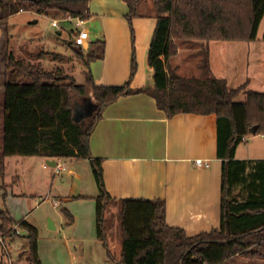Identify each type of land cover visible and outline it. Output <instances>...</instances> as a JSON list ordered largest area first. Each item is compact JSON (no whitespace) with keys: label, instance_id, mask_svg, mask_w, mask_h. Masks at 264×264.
<instances>
[{"label":"trees","instance_id":"16d2710c","mask_svg":"<svg viewBox=\"0 0 264 264\" xmlns=\"http://www.w3.org/2000/svg\"><path fill=\"white\" fill-rule=\"evenodd\" d=\"M89 1L27 2L29 9L40 15L53 11L86 20ZM123 1L128 6L131 65L129 77L121 85L93 80L90 63L103 58V39L90 41L87 48L67 43L84 67L83 83L58 70H45L39 62L16 58L11 51L5 53L0 174L5 172L3 159L10 156L89 160L98 186L93 197L96 237L115 264H229L237 255H263L264 159H237L235 151L245 142L243 136L264 135V93L248 89L247 82L232 87L225 78L211 76L206 48L202 50L199 77L179 74L169 61L176 55L179 42L258 40L259 27L264 23V0H151L156 16L147 56L153 70L152 87L131 86L137 70L132 19L138 15L140 0ZM11 9L8 2V15L14 12ZM138 93L151 96L167 117L177 113L215 114L216 156L221 160L217 228L188 235L183 228L166 222L164 199L121 198L117 200L120 239L111 240L113 217L108 205L116 200L105 189L102 160L91 155L89 138L105 107L119 97ZM241 94L244 97L240 99ZM75 99L89 101L90 113L78 116ZM62 212L66 223L71 224L73 216L65 208ZM14 226L26 231L27 264H41L37 228L25 219L14 220L7 208L0 206V232L5 240L18 237L12 235Z\"/></svg>","mask_w":264,"mask_h":264},{"label":"crops","instance_id":"0c3cea01","mask_svg":"<svg viewBox=\"0 0 264 264\" xmlns=\"http://www.w3.org/2000/svg\"><path fill=\"white\" fill-rule=\"evenodd\" d=\"M8 2L11 0H0V39L4 38L8 29ZM88 9L90 15L82 21L78 30L81 44L87 48L90 41L103 39L105 42L103 58L90 63L93 80L97 84L121 85L128 79L131 65V35L126 19L128 6L123 0H90ZM137 12L138 15L132 19L137 70L131 86L152 87L153 70L147 62L148 49L156 24L152 1L140 0ZM213 41L228 40L193 44L179 42L177 53L171 57L170 64L177 67L179 72L181 65H187L188 58L199 53L198 51L187 53L186 58L177 61L173 59L177 55H183L186 49L192 50L194 46L199 48L203 46L208 50L209 65L210 63L212 65L210 43ZM248 66H251L252 70L246 72L244 81L239 85L247 82L248 89L264 93V60L252 58L246 63V67ZM210 75L213 76L211 73ZM1 76L2 95L5 55ZM226 80L228 83V79ZM89 104L88 109L85 102L76 104V114L85 116L90 113L92 104L90 102ZM86 109L88 111H85ZM245 143L246 147L243 150L237 147L235 151L237 159H264V135L255 134L251 141L247 137ZM89 147L91 155L102 160L105 189L115 198L117 204V200L121 198H162L166 203V222L171 226L183 228L188 235L209 231L219 226L221 160L216 156L215 114L177 113L167 117L157 108L155 100L145 93L122 96L105 107L102 117L90 135ZM28 157L37 159L42 166L48 164L47 167L43 166L44 168H52L53 162L58 159ZM198 158L208 162L209 166H196L193 161ZM9 159L15 166L20 165V169L16 168L17 171H27L24 157L18 159L5 157L3 161L6 169ZM60 160L67 168L70 178L79 177L72 168L76 159ZM65 160L68 161L69 167ZM5 174L4 176L0 174V194H5L4 199H1L2 206H7L14 220L25 219L38 230L35 221L27 218V213L23 211L20 203L16 208L11 207V202L20 201L23 194L16 193L13 187L5 182ZM15 176L17 180L18 175ZM79 195L87 197L75 198ZM95 196L81 192L63 196L62 201L73 216V221L70 226L64 228L63 222L58 226L50 220L48 228L54 231L59 229L61 235L38 237L37 250L41 264H115L107 258L104 246L96 237L93 199ZM59 204L60 200L55 199L54 205ZM25 234L26 231L21 230L18 237L6 240L12 256L13 251L18 252L16 246L21 242L20 237ZM23 251L27 252L26 239Z\"/></svg>","mask_w":264,"mask_h":264},{"label":"rangeland","instance_id":"374dc122","mask_svg":"<svg viewBox=\"0 0 264 264\" xmlns=\"http://www.w3.org/2000/svg\"><path fill=\"white\" fill-rule=\"evenodd\" d=\"M12 14L7 19L8 29L4 38L0 39V80L2 79L1 70L4 63V55L7 51L13 52L14 56L24 61L40 65L45 70H58L62 74L71 76L77 83L84 82V67L76 56V53L67 44L72 42L75 46H83L77 43L76 32L79 30L73 21H66L67 16L61 13L57 14L50 11L46 15H40L29 9L27 0H11L10 2ZM22 11H19V9ZM52 19L57 20L59 28H55ZM262 22L258 31V40L254 42H236V41H213L212 44V65L210 72L213 76L224 77L228 79V84L236 87L245 79L247 71L252 70L251 66L246 67V63L250 59L264 60V41L261 40L263 33ZM60 31V32H59ZM60 33V34H59ZM3 37V36H2ZM84 47V46H83ZM82 47V48H83ZM202 47H193L186 49L183 55H177L173 60H179L187 57V53L199 54L187 59V65L180 67L179 74L183 76H201V60L203 58ZM209 65V66H210ZM254 66V65H252ZM255 85V84H253ZM251 88H253L251 86ZM241 94L239 98H243ZM75 104L81 103L79 99H75ZM86 108L90 104L85 101ZM85 111H88V110ZM3 95L0 94V141L2 139V122H3ZM254 135L249 137V141ZM246 143L238 145L243 150ZM18 159L20 156H10ZM8 157V158H10ZM23 158V157H22ZM27 171L20 169V165L15 166L13 161L9 159L7 169L5 166V182L13 187L16 193H22L21 200L11 202V207L15 208L20 203L23 211L27 213L29 220H34L38 227L39 238H49L51 236L59 237L61 235L59 229L56 231L48 228L50 220L60 226L63 222L64 228L70 226L62 212L66 207L62 201L63 196L75 195L78 192L86 195H97L98 186L95 181L94 173L87 159H76V163L72 168L79 174L78 178L69 177L68 171H62L59 174L52 173V168H44L40 161L32 157H24ZM68 165V161H66ZM17 171V172H16ZM21 173V174H20ZM17 180H16V176ZM1 176H4L2 174ZM4 190V189H3ZM2 195L0 194V206ZM60 200V204L55 206L54 200ZM7 207V206H6ZM108 209L113 217L110 226V237L113 242H117L120 237V227L118 220L119 206L112 201L108 205ZM69 235V231L67 232ZM21 242L18 243V252L13 251L14 264H27L25 239L20 237ZM7 244V242H5ZM23 244V245H22ZM264 252V247H262ZM16 254V255H15ZM262 256V257H261ZM248 254L245 256L237 255L230 259L229 264H264L263 255ZM0 264H2V246L0 244Z\"/></svg>","mask_w":264,"mask_h":264},{"label":"built area","instance_id":"2783aa9c","mask_svg":"<svg viewBox=\"0 0 264 264\" xmlns=\"http://www.w3.org/2000/svg\"><path fill=\"white\" fill-rule=\"evenodd\" d=\"M19 11H22V9L20 8ZM65 20L66 21H73L77 28H79L81 26L82 21H83L79 18H72L70 16H67L65 18ZM52 23H53L55 28H59V25H58L59 22L57 20L52 19ZM76 35H77V38H76L77 43L81 44V36L78 34V30L76 32ZM242 140L246 141V137L243 136ZM60 159L61 158H58L56 161H54V164L52 165V169H53L54 174H59L62 171L67 170L64 163ZM193 163L198 167H208L209 166L208 162H206L202 159H199V158L195 159L193 161ZM43 166L47 167L48 164H44ZM21 230L22 229L18 228L17 226H14V230L12 232V235L19 236L21 234ZM5 242H6L5 238L2 236V233L0 232V244L2 246V262H3V264H14L12 252H11L9 246Z\"/></svg>","mask_w":264,"mask_h":264},{"label":"water","instance_id":"95a60500","mask_svg":"<svg viewBox=\"0 0 264 264\" xmlns=\"http://www.w3.org/2000/svg\"><path fill=\"white\" fill-rule=\"evenodd\" d=\"M27 1H32V2H34V1H36V0H27ZM253 134H254V131H253ZM53 164H54V162H53ZM51 227V226H50ZM53 227V226H52Z\"/></svg>","mask_w":264,"mask_h":264}]
</instances>
